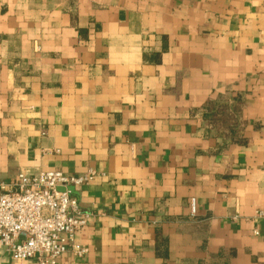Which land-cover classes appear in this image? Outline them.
Returning <instances> with one entry per match:
<instances>
[{
	"label": "crops",
	"instance_id": "0c3cea01",
	"mask_svg": "<svg viewBox=\"0 0 264 264\" xmlns=\"http://www.w3.org/2000/svg\"><path fill=\"white\" fill-rule=\"evenodd\" d=\"M89 169L55 264H264V0H0L2 180Z\"/></svg>",
	"mask_w": 264,
	"mask_h": 264
},
{
	"label": "built area",
	"instance_id": "2783aa9c",
	"mask_svg": "<svg viewBox=\"0 0 264 264\" xmlns=\"http://www.w3.org/2000/svg\"><path fill=\"white\" fill-rule=\"evenodd\" d=\"M96 176L93 169L79 176L22 171L12 182L0 176V243L4 249L14 260L36 264H55L69 251L86 254L88 249L75 239L90 216L80 210L71 187L90 184ZM191 210L196 212L195 200H191ZM258 217L264 220V213Z\"/></svg>",
	"mask_w": 264,
	"mask_h": 264
}]
</instances>
